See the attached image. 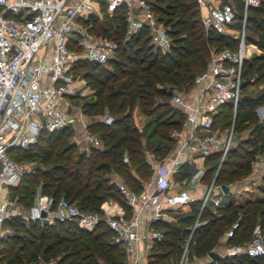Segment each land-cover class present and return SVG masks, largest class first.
Returning <instances> with one entry per match:
<instances>
[{
  "label": "trees",
  "instance_id": "obj_1",
  "mask_svg": "<svg viewBox=\"0 0 264 264\" xmlns=\"http://www.w3.org/2000/svg\"><path fill=\"white\" fill-rule=\"evenodd\" d=\"M230 2L236 11L235 19L241 23L242 4L239 0ZM151 9L157 20L168 27L171 44L167 52L149 45L146 27L122 44L124 6H119L110 17L104 16L101 22L93 21L91 26V31L115 41L117 46L112 58L105 66L77 61L72 70L92 69L80 73L92 91L89 100L81 105L83 114L90 120L88 132L100 140L98 148L90 147L87 153L76 152L75 146L66 139L71 133L70 127H66L53 132L41 131L32 146L8 151L15 161L32 160L36 163L15 187L9 188L10 197L22 210H28L38 193L50 197L52 206L63 198L83 212L99 214L101 204L112 201L128 215L129 207L115 181L138 194L142 189L140 176L146 174L147 180L150 174L141 141L146 127L138 131L133 122V109L136 106L148 117L155 114L152 132L159 144L151 151L156 156L153 158L160 160L173 147L169 130H178L182 120L181 114L169 120V113H173L169 106L172 90L192 87L193 78L206 69L211 47L216 50L237 47V39L203 27L194 0H154ZM244 33L245 44L254 45L260 53L242 63L240 98L234 114H230L231 104L221 106L222 110L212 117V126L219 122L224 127L231 125L234 135L247 133L222 160L214 178V183L219 186L228 187L237 179L249 176L255 157L264 154V124H252L254 109L264 105V90L255 96L243 92L249 85L264 87V0H259L257 6L246 8ZM154 97L160 101L156 106ZM103 107L110 112L112 121L109 124L94 118ZM158 110L160 112L156 113ZM123 152L126 161L122 159ZM218 159V154L204 159V181L210 179L211 163ZM110 171L120 178L113 179L108 175ZM187 176L188 167L184 164L175 180L181 181ZM256 190L261 197L247 198L239 203L229 196L224 206L216 207L221 212L218 216H214L208 207L200 210L197 201L190 204L191 210L183 214L178 225L166 220L152 223V228L162 232V239L152 246L146 264H166L170 256H176V260L181 243L187 237L189 259L204 257L232 224L235 227L225 245L248 242L255 228L264 234V173ZM196 216L201 223L190 229ZM4 227L11 232L5 239H0V264H123V248L113 243L112 233L103 223L91 231H83L74 224L55 222L46 225L38 221L25 224L14 217L6 221ZM214 264H264V255L225 256Z\"/></svg>",
  "mask_w": 264,
  "mask_h": 264
},
{
  "label": "built area",
  "instance_id": "obj_2",
  "mask_svg": "<svg viewBox=\"0 0 264 264\" xmlns=\"http://www.w3.org/2000/svg\"><path fill=\"white\" fill-rule=\"evenodd\" d=\"M194 1L203 27L237 39V47H211L206 69L193 78L190 101L171 96L170 102L182 117L180 128L172 132L174 147L163 158L156 161L151 154L144 155L150 174L141 192L136 194L115 181L129 214L116 203L105 201L100 206L102 214L97 215L83 212L63 198L52 206L51 198L43 195H36L26 211L16 208L9 188L15 187L36 164L32 160L15 161L8 151L32 146L41 131L74 126L78 128V142L98 148L100 140L88 132L82 105L73 102L85 97L86 91L90 93V88L83 77L74 78L72 70L81 60L105 66L117 45L91 31L92 22H101L124 6L121 43L146 27L149 45L161 52H167L171 44L168 27L153 14L151 0H0V239L9 236L11 231L4 223L14 217L25 224H74L83 231L103 223L112 233L113 243L123 248V264H146L152 246L162 239V232L152 228V223L197 201L200 210L220 205L222 192L214 180L195 196L179 186L173 175L183 164L193 169L194 158L218 154L222 161L232 148V127L219 134L212 126V117L225 104L234 109L240 98L241 67L251 53L250 45L243 40L245 11L248 6H257L259 0H239L243 8L240 36L227 32L236 16L230 0H221L217 5L214 0ZM98 120L109 124L112 118L101 116ZM258 167L264 169V154L255 157L251 171ZM234 227L232 224L225 230V238L232 235ZM216 255H264V234L255 228L248 242L226 245ZM173 264H192L188 240Z\"/></svg>",
  "mask_w": 264,
  "mask_h": 264
},
{
  "label": "rangeland",
  "instance_id": "obj_3",
  "mask_svg": "<svg viewBox=\"0 0 264 264\" xmlns=\"http://www.w3.org/2000/svg\"><path fill=\"white\" fill-rule=\"evenodd\" d=\"M152 1V3H153V1L154 0H151ZM163 2V1H162ZM162 2H160V4H162ZM198 10H199V8H198ZM241 23L239 22V20L236 18L234 21H233V23L230 25V28L228 29V31L227 32H231V34H233V35H237V36H240L241 34H240V31H241V25H240ZM165 25V24H164ZM239 25H240V28H239ZM166 26V25H165ZM245 39V33H244V37H243V40ZM245 43V42H244ZM245 45H247V44H245ZM250 45H252V44H250ZM254 46V45H253ZM255 47V46H254ZM250 48V47H248V49L251 51V53L249 52L248 54H249V56L251 57V55H256V54H259L260 53V51L255 47V48ZM230 50H232V49H230ZM257 52V53H256ZM249 57V58H250ZM208 60H209V51H208V58H207V62H208ZM82 70H92V69H90L89 67H85V68H82V69H78L76 72L75 71H72V74H73V77L74 78H79V77H81V75H80V73H82ZM198 75V74H197ZM193 86V85H192ZM162 87H164V86H162ZM262 90H264V87L262 86V85H249V86H247V87H245V89H244V93L245 94H248V95H251V96H255V95H257L258 93H260ZM192 87L191 88H189L188 90H179V91H174V90H172V95L173 94H175V95H177V96H179L181 99H185L187 96H191L192 95ZM90 94H91V89H90V93L88 92V91H86V95H85V97H83V98H81L82 100H80L77 104H81L83 101H86V100H89V98H90ZM158 102H160L159 101V98H156V97H154L153 98V104L156 106V104L158 103ZM169 106H171V110H172V112L173 113H169V120L170 119H172V120H174V119H176L177 117H178V115L180 114L179 113V110H178V108L175 106V105H173L171 102H170V100H169ZM260 108V109H259ZM262 108V109H261ZM258 109V110H257ZM222 109H218L217 110V112L215 113V114H218L220 111H221ZM158 112H160V110H158L156 113H158ZM254 118H252L253 119V121H252V124H256V123H262V124H264V105L263 106H259V107H257V108H255L254 109ZM133 122H134V124H135V126L140 130V132H141V130H143V128H144V126L146 127V129L143 131V138H142V144H143V150H144V155L146 154V153H152V156L153 157H156V156H154V153L151 151L153 148H155L156 147V144L158 143V139H157V137L154 135L153 136V132H152V130H153V126H154V120H155V118H154V116H155V114L153 115V116H150V117H148V116H145V115H143V114H141L140 112H139V110H138V108L135 106V108L133 109ZM175 114V115H174ZM230 114L231 115H233L234 114V109L233 108H231V112H230ZM101 116H108V117H110L111 115H110V112L107 110V108L106 107H103V109H102V112L101 113H99V114H97L94 118H97V119H99ZM262 118V119H261ZM164 120V119H163ZM86 121H87V123H90V120L88 119V118H86ZM222 124L221 123H217V124H215L214 125V129H215V131L216 132H219V134H224L225 132H228L229 130H230V128L232 127L231 125L230 126H226V127H224V126H221ZM160 128V127H159ZM70 129H71V133H70V135L69 136H67V141L69 142V143H71L72 145H74L75 146V150H76V152H85V153H87L88 152V150H89V146H88V144H86L85 142V145H83L82 143H83V141L81 140V141H79L78 142V136H79V134H78V128L76 127V126H74V127H70ZM177 131V130H176ZM246 133L247 132H244V133H242V134H240V135H234L233 134V145H232V148H234L235 146H236V144L238 143V141L240 140V139H244L245 137H246ZM169 136H170V138L172 139V143L174 144L175 143V137L174 136H172V132H170V130H169ZM159 144V143H158ZM126 156H125V153L123 152V155H122V159H123V161H124V158H125ZM156 161L158 160V159H156V158H154ZM235 160V159H234ZM34 162V161H33ZM221 162L222 161H220L219 159L218 160H216L215 162H212L211 163V165H212V172L209 174V180H208V182H206V181H204L203 183V186L205 187V186H207L212 180H214V178H215V176H216V174H217V172H218V169L220 168V165H221ZM36 164V163H35ZM195 166L196 165H194V167H193V169H191V168H189V171L192 173V174H190V178H187V182H188V184H187V187H194L195 186V174H193V170L195 169ZM195 172V171H194ZM108 175L109 176H111L113 179H119L120 177H119V175L118 174H116L114 171H110V172H108ZM250 175V174H249ZM146 174H143V175H141L140 176V178H141V184L142 183H145V181H146ZM189 176V175H188ZM260 177L261 176H259V178H256L255 180L256 181H259L260 182ZM245 179H247V178H243V179H237V181H235V182H233L231 185H236L237 183H240V182H245L244 180ZM186 182V183H187ZM185 189H188V188H185ZM232 189V188H231ZM231 189L229 190V193L230 194H233V198L235 199V201L236 202H242L244 199H247V198H254V195H256L257 194V192H254L253 194L254 195H252V196H249V197H245V196H243V195H238V193H236V192H234V190L233 191H231ZM36 195H39L38 193H36L35 195H34V197L36 196ZM216 195H218V194H216ZM43 196H46V195H43ZM197 196V195H196ZM48 197V196H47ZM228 198H229V194H223L222 193V198H221V202H220V204L221 205H224L226 202H227V200H228ZM33 202H34V198H33ZM33 202H32V204H33ZM119 206V205H118ZM16 208H18V209H22L19 205H17L16 206ZM99 209H100V207H99ZM210 210H211V212H212V214L214 215V216H218L219 214H221V212L220 211H217V209H213V208H209ZM191 210V207H190V205L189 206H187V207H183V208H179L175 213H170L169 214V218L171 219V221H169V222H171V224H175V225H178V223H177V221L183 216V214H185V213H188L189 211ZM90 213H94V214H97V215H101L102 214V212H101V214H99V213H95V212H90ZM198 216H196L195 217V219H194V223L191 225V227H190V229H192L193 227H195L196 225H198V223H201V222H198ZM203 223V222H202ZM5 228H8V227H5ZM9 229V228H8ZM223 235V234H222ZM222 235L220 236V237H218L217 238V240H216V242H215V244H217L219 241H220V238H222ZM187 240H188V237L184 240V242L183 243H181V246H180V250H182V248L184 247V245L187 243ZM214 244V245H215ZM213 245V246H214ZM213 248H216V246L215 247H213ZM180 253H181V251H180ZM188 254H189V250H188ZM180 255V254H179ZM175 258H176V256H170L167 260H166V264H173L174 262H175ZM194 258H192L191 260H193ZM190 260V261H191ZM145 261H147V259L145 260ZM39 264H42V263H39Z\"/></svg>",
  "mask_w": 264,
  "mask_h": 264
},
{
  "label": "crops",
  "instance_id": "obj_4",
  "mask_svg": "<svg viewBox=\"0 0 264 264\" xmlns=\"http://www.w3.org/2000/svg\"><path fill=\"white\" fill-rule=\"evenodd\" d=\"M221 0H214L213 4L214 5H217L219 4ZM250 45V44H248ZM254 46L253 45H250V48L252 49ZM255 48V47H254ZM257 53V52H256ZM193 90V89H192ZM190 96H187V99H189ZM190 101V99H189ZM83 145H85V143L83 142L82 143ZM173 147H174V144H173ZM172 147V148H173ZM204 159H200V158H194V165L195 166V169L193 170V174H195V186L194 187H187V178H190V174H192L189 170H188V175L186 178H184L183 180L181 181H176L175 180V177H177V173L173 175V179L174 181L181 187L183 188H188L187 190L193 194V195H197L199 196L202 189L204 188L203 186V173L205 171V164H204ZM184 165V164H183ZM188 167V166H187ZM195 171V172H194ZM264 173V169L262 167H258L255 171H251L250 175L247 176L244 181L245 182H240V183H237L236 185H229L227 188H228V192L226 194H229V196H231V198L233 199V201L235 203H238L235 201V199L233 198V194H230L229 193V190L231 189V191L234 190V192L238 193V195H243L245 197H249V196H252L254 195L253 193L254 192H257L256 188L257 186L260 184L259 181H256L255 179L256 178H259V176H261L262 174ZM187 182V183H186ZM262 195H260L258 192L256 195H254V198H257V197H261ZM252 199V198H251ZM222 206V205H221ZM224 206V205H223ZM183 207H187V206H183ZM181 207V208H183ZM216 209V208H215ZM168 217V218H166ZM165 217V220L166 221H171V219L169 220V214L167 213ZM227 238L224 237V233L222 235V238H220V241L215 244L213 247L216 246V248H211V250L209 251V253H213V254H217V252L221 251L225 245V241H226ZM208 253V254H209ZM208 254H206L204 257H200V258H197L195 256H192V258H194L193 260H191V263L192 264H210V263H215L216 260H211V258L208 256ZM218 259H221V257H218ZM217 259V260H218Z\"/></svg>",
  "mask_w": 264,
  "mask_h": 264
},
{
  "label": "water",
  "instance_id": "obj_5",
  "mask_svg": "<svg viewBox=\"0 0 264 264\" xmlns=\"http://www.w3.org/2000/svg\"><path fill=\"white\" fill-rule=\"evenodd\" d=\"M220 189H221V192L223 193V194H226L227 192H228V188H227V186H225V185H221L220 186ZM208 256L211 258V260H217L218 259V256L216 255V254H213V253H209L208 254Z\"/></svg>",
  "mask_w": 264,
  "mask_h": 264
}]
</instances>
